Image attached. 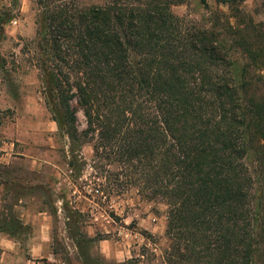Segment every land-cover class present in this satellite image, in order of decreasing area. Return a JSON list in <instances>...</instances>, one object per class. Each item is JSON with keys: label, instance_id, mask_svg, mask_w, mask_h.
<instances>
[{"label": "trees", "instance_id": "1", "mask_svg": "<svg viewBox=\"0 0 264 264\" xmlns=\"http://www.w3.org/2000/svg\"><path fill=\"white\" fill-rule=\"evenodd\" d=\"M179 3L39 0L26 50L73 143L82 110L95 158L167 205L168 264H264V22Z\"/></svg>", "mask_w": 264, "mask_h": 264}, {"label": "rangeland", "instance_id": "2", "mask_svg": "<svg viewBox=\"0 0 264 264\" xmlns=\"http://www.w3.org/2000/svg\"><path fill=\"white\" fill-rule=\"evenodd\" d=\"M179 1L172 8L176 14L207 25L211 16L223 20L236 14L240 21L264 22V0ZM40 9L39 0H0V227L22 226L15 205L24 197L25 205L54 214L61 210L58 228L69 217L86 256L97 254L88 237V231H96V238L120 247L121 264H168L167 205L126 185L117 164L95 158L94 141L82 134L87 126L82 110L77 113L80 140L74 144L47 103L40 70L26 50L36 39ZM250 166L258 178L253 162ZM255 188L264 202L262 178ZM66 235L59 232L55 244L63 257L73 249Z\"/></svg>", "mask_w": 264, "mask_h": 264}, {"label": "crops", "instance_id": "3", "mask_svg": "<svg viewBox=\"0 0 264 264\" xmlns=\"http://www.w3.org/2000/svg\"><path fill=\"white\" fill-rule=\"evenodd\" d=\"M24 199L22 197L15 205L22 226L15 229L0 227V264H104L106 261L109 264H121L120 247L115 249V241L96 238V231H88V237L97 254L86 256L80 250L77 235L73 234L74 225L70 224L69 217L65 218L64 226L58 228L57 220L63 217L61 210L54 214L46 208L25 205ZM59 232L61 235L68 234L65 240L73 246L66 257L55 251ZM111 243L113 251L109 250Z\"/></svg>", "mask_w": 264, "mask_h": 264}]
</instances>
